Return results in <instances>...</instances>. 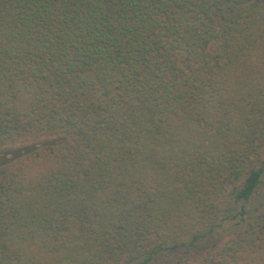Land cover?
I'll use <instances>...</instances> for the list:
<instances>
[{
    "label": "trees",
    "instance_id": "obj_1",
    "mask_svg": "<svg viewBox=\"0 0 264 264\" xmlns=\"http://www.w3.org/2000/svg\"><path fill=\"white\" fill-rule=\"evenodd\" d=\"M0 264H264V0H0Z\"/></svg>",
    "mask_w": 264,
    "mask_h": 264
}]
</instances>
